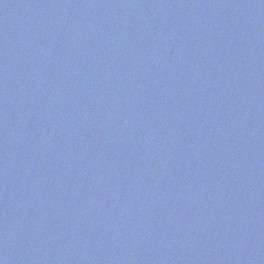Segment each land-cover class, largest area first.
Instances as JSON below:
<instances>
[{"label": "water", "instance_id": "obj_1", "mask_svg": "<svg viewBox=\"0 0 264 264\" xmlns=\"http://www.w3.org/2000/svg\"><path fill=\"white\" fill-rule=\"evenodd\" d=\"M0 264H264V0H0Z\"/></svg>", "mask_w": 264, "mask_h": 264}]
</instances>
